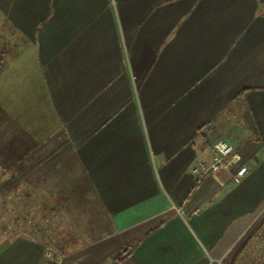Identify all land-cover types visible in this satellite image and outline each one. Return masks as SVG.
I'll list each match as a JSON object with an SVG mask.
<instances>
[{
    "label": "crops",
    "instance_id": "crops-1",
    "mask_svg": "<svg viewBox=\"0 0 264 264\" xmlns=\"http://www.w3.org/2000/svg\"><path fill=\"white\" fill-rule=\"evenodd\" d=\"M220 138L247 174L196 181ZM4 198L63 264H264V0H0ZM45 237L0 218V264Z\"/></svg>",
    "mask_w": 264,
    "mask_h": 264
},
{
    "label": "built area",
    "instance_id": "built-area-1",
    "mask_svg": "<svg viewBox=\"0 0 264 264\" xmlns=\"http://www.w3.org/2000/svg\"><path fill=\"white\" fill-rule=\"evenodd\" d=\"M213 154L209 160L200 159L192 167L196 181L206 175L216 176L219 171H226L230 174L235 183L247 174L249 168L243 163L241 153L224 139H217L212 143ZM45 257L50 264H63L66 255L58 247L51 245L45 251Z\"/></svg>",
    "mask_w": 264,
    "mask_h": 264
},
{
    "label": "rangeland",
    "instance_id": "rangeland-1",
    "mask_svg": "<svg viewBox=\"0 0 264 264\" xmlns=\"http://www.w3.org/2000/svg\"><path fill=\"white\" fill-rule=\"evenodd\" d=\"M45 211L40 207H36V212L32 215L27 212L26 207H19L10 199L0 200V218L7 232L12 233L18 229L27 231L29 228L38 232L42 231L46 235L47 247L54 245L61 250L69 248L67 243L69 241L68 234L62 238L59 232L62 226L60 217L57 218L54 214ZM66 225H68L67 222Z\"/></svg>",
    "mask_w": 264,
    "mask_h": 264
},
{
    "label": "trees",
    "instance_id": "trees-1",
    "mask_svg": "<svg viewBox=\"0 0 264 264\" xmlns=\"http://www.w3.org/2000/svg\"><path fill=\"white\" fill-rule=\"evenodd\" d=\"M129 252V250L127 249V250H125L124 252L126 253V252ZM122 255H124V254H121V256H119L117 259H120L121 257H122Z\"/></svg>",
    "mask_w": 264,
    "mask_h": 264
}]
</instances>
